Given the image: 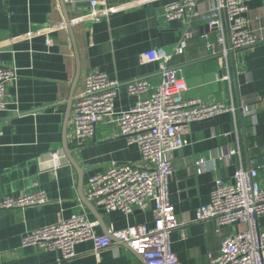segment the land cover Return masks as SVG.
<instances>
[{"label": "crops", "instance_id": "1", "mask_svg": "<svg viewBox=\"0 0 264 264\" xmlns=\"http://www.w3.org/2000/svg\"><path fill=\"white\" fill-rule=\"evenodd\" d=\"M88 1L65 0L64 11L60 0H0V66H15L18 71L17 80L7 88L10 103L0 116V199L41 190L49 197V202L42 205L2 210L0 264H148L116 242L99 253L92 241L81 242L71 259H60L57 251L22 246V238L28 231L69 218L75 212H84L90 220L98 221L97 231L107 234L81 198L82 192L87 197L90 177L105 170L112 159L146 165L139 145L129 144L122 135L118 114L106 115L97 125L95 140L77 146L75 100L70 108L67 101L78 64L68 26H59L65 21V13L71 18L80 59L75 93L83 87L87 75L106 73L120 83L115 112L128 110L136 102L127 92L128 81L148 79L151 87L143 97L161 81L159 63L142 59L146 51L156 48L171 56L170 65L181 68L189 87L186 99L235 107L234 112L193 121L186 135L189 144L172 155L169 196L180 223L171 235L173 250L180 264H209L211 256L219 254L222 239L244 228L238 224L225 226L217 233L213 220L196 219L197 209L211 200L215 179L233 182L239 168H257L256 181L264 187V41L230 50L227 56L220 57L206 49L205 38L207 35L215 41L218 32L206 27L200 18H194L195 36L185 52L178 54L176 48L185 25L180 20L165 21L164 9L180 0H110L114 11L108 17L80 19L90 11ZM245 1L251 29L264 34V0ZM211 2L199 0L198 7L207 11ZM46 27L49 32L28 36ZM224 34L230 46L225 18ZM249 106L256 107L253 116L242 109ZM65 136L74 159L83 168L82 178L65 155ZM232 148L236 153L228 157ZM53 152L62 154L55 169H51ZM201 157L204 163L202 172H198L194 161ZM95 206L107 230L154 224L150 209L126 215L122 211L106 213ZM258 222L264 233V214L259 215Z\"/></svg>", "mask_w": 264, "mask_h": 264}, {"label": "built area", "instance_id": "2", "mask_svg": "<svg viewBox=\"0 0 264 264\" xmlns=\"http://www.w3.org/2000/svg\"><path fill=\"white\" fill-rule=\"evenodd\" d=\"M110 0H89L90 11L79 18L100 20L113 13ZM131 4H135L132 1ZM199 0H180L169 3L164 9L165 21L180 20L184 31L176 48L183 54L195 36L192 20L200 18L209 29L218 32L217 39L211 41L207 35L206 49L220 57L232 51L256 45L264 41V34L251 29L249 6L245 0H212L209 9L198 7ZM224 18L228 24L229 44L224 34ZM60 27H66L63 21ZM44 30L31 32L28 36ZM51 38L48 44H51ZM144 62H158L161 81L150 90L146 78H138L126 83L127 92L136 98L135 104L126 111L116 113L115 98L119 81L110 79L106 73H92L85 77L83 87L75 93L73 115L75 121V142L77 146L95 140L98 123L106 115L118 114V124L122 135L129 144H138L145 166L120 162L112 159L105 170L90 177L87 198L106 213L122 211L126 215L136 210H152L154 224L129 225L109 232L119 241L128 243L148 264H180L172 247V232L180 225L173 204L170 202L169 184L173 175L172 155L189 144L186 135L193 121L206 120L225 111H235L225 103L206 104L200 99H186L188 82L181 68L169 64L171 56L153 48L142 55ZM18 71L15 66H0V116L7 110L8 85L16 81ZM250 115L256 107L242 108ZM2 128L0 127V135ZM230 149L228 157L235 155ZM51 169L58 166L62 157L53 152ZM204 158H198L194 165L202 172ZM44 168L45 165H43ZM257 168H239L233 182L215 179L211 200L202 204L196 212L201 222L213 220L215 231L221 233L225 226L244 225V228L226 235L218 255L211 256L209 264H264V233L259 229L258 217L264 214V187L256 181ZM49 202L43 190L18 197L0 199V214L4 209H22ZM98 221L90 220L86 213L75 212L69 218L28 231L22 238V246H36L45 251H57L60 259L76 256V245L92 241L99 253L111 247L114 242L106 234L97 231ZM185 237V229H182ZM3 251L0 247V255Z\"/></svg>", "mask_w": 264, "mask_h": 264}, {"label": "water", "instance_id": "3", "mask_svg": "<svg viewBox=\"0 0 264 264\" xmlns=\"http://www.w3.org/2000/svg\"><path fill=\"white\" fill-rule=\"evenodd\" d=\"M61 3H62V6H63V9L64 11H66V4H65V0H60ZM88 4H89V1H88ZM74 7H75V4H74ZM65 22L67 23V26H68V29L70 30V33L72 35V39H73V42H74V46H75V55H76V59H77V64H78V72H77V75H76V78L73 82V87H72V91H71V94H70V97L67 101L68 105H69V108L71 107L73 101L75 100V90H76V86H77V82H78V79H79V74H80V59H79V54H78V50H77V47H76V44H75V39H74V36H73V28H72V23H71V18H70V15L68 13H65ZM206 27H208V25L206 24ZM68 115H69V111L67 113V116H66V120L68 118ZM64 150H65V155L68 157V159L71 161V163L73 164V166L76 168V170L78 171L79 173V176L82 178L83 177V168L79 166V164L77 163V161L74 159V156H73V151L72 149H70V146L68 144V140L65 136V139H64ZM81 198H82V201L95 213V215L97 216V218L99 219V222L101 223V225L105 228V231H106V235H108L111 240L113 242H116V243H119L120 245H123L125 247H127L130 251H132L139 259L143 260V257L142 255L138 254L133 248H131L128 243L126 242H123V241H119L113 234H111L109 232V230H107V228L105 227V224H104V221H103V217L102 215L97 211L96 209V206L93 202L89 201L86 197L85 194H83L82 192V195H81Z\"/></svg>", "mask_w": 264, "mask_h": 264}]
</instances>
